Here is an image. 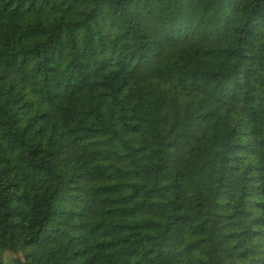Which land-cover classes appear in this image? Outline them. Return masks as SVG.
Masks as SVG:
<instances>
[{
	"label": "trees",
	"instance_id": "trees-1",
	"mask_svg": "<svg viewBox=\"0 0 264 264\" xmlns=\"http://www.w3.org/2000/svg\"><path fill=\"white\" fill-rule=\"evenodd\" d=\"M0 251L264 264V0H0Z\"/></svg>",
	"mask_w": 264,
	"mask_h": 264
},
{
	"label": "rangeland",
	"instance_id": "rangeland-1",
	"mask_svg": "<svg viewBox=\"0 0 264 264\" xmlns=\"http://www.w3.org/2000/svg\"><path fill=\"white\" fill-rule=\"evenodd\" d=\"M247 139H248V135L246 136V140ZM252 143H256L255 138L253 139ZM26 251H28V250L27 249L24 250L25 253H27ZM0 257H1L2 261H3V264H12L13 261H14V258H16L15 255H12V256L11 255L2 256L1 251H0Z\"/></svg>",
	"mask_w": 264,
	"mask_h": 264
}]
</instances>
